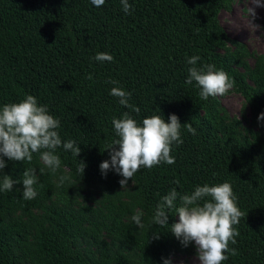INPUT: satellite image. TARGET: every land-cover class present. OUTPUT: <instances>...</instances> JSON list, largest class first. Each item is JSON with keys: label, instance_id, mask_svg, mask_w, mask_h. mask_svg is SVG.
<instances>
[{"label": "trees", "instance_id": "1", "mask_svg": "<svg viewBox=\"0 0 264 264\" xmlns=\"http://www.w3.org/2000/svg\"><path fill=\"white\" fill-rule=\"evenodd\" d=\"M232 1L129 0L134 8L129 15L120 0H105L101 7L91 0H0V107L28 94L36 96L59 118L62 141L75 140L81 148L77 158L58 148L61 166L56 172L43 164L39 153H33L31 162L5 157L4 173L22 181L23 171L35 168L38 181L32 200L23 199L22 182L0 192V264H163L175 251L190 252L193 244L183 247L168 231L170 226L152 223L161 197L172 188L190 193L196 185L224 181L232 184L245 215L236 226V244H229L237 254L227 253L223 264H264V122L257 119L264 112V61L241 72L233 64L247 68L245 62L234 53L217 52L227 37L218 14L230 9ZM236 44L239 56L247 53ZM98 52L111 54L113 61H96ZM193 55L201 58L197 66L214 64L228 73L261 135L234 140L233 125L213 115L216 98L202 100L195 81L186 84L187 58ZM110 80L131 92L129 103L139 107L138 114L110 95L117 86ZM159 108L166 122L175 113L182 124L190 122L196 134L182 128L183 143L174 145L171 153L175 163L141 168L132 178L143 228L123 221L125 211L108 224L51 201L53 176L63 166L76 180L102 177L99 165L110 159L105 148L118 138L113 117L129 112L142 122L154 113L162 115ZM79 161L86 165L81 178ZM106 176L112 186L122 178L114 171ZM120 204L133 211L128 202ZM178 218L170 214L169 225ZM103 229L112 235L109 241L100 237ZM153 232H160V238L149 239ZM82 241L95 247L82 249Z\"/></svg>", "mask_w": 264, "mask_h": 264}, {"label": "clouds", "instance_id": "2", "mask_svg": "<svg viewBox=\"0 0 264 264\" xmlns=\"http://www.w3.org/2000/svg\"><path fill=\"white\" fill-rule=\"evenodd\" d=\"M96 7L105 4V0H91ZM122 10L131 14L134 10L129 0H120ZM257 8H264V0H250L246 14L255 29L261 25L253 23L257 17ZM99 62H111L113 56L107 52H98L93 58ZM200 56L193 55L187 58L188 75L186 84H193L199 88L202 100L209 97L223 96L234 85L228 73L223 69H216L214 64L197 66ZM88 79H92L89 74ZM117 85L111 88L110 95L119 98L121 106L131 108L139 113V107L129 103L131 92L119 86V81L110 80ZM159 111L161 112L160 108ZM162 113V112H161ZM258 122H264V112L258 116ZM112 124L118 137L105 149L109 150V160L99 165L102 175L114 171L122 178L119 180L121 188L129 185L134 175L141 168L151 169L161 163L169 165L175 163L171 154L174 145L183 143L182 128L195 135L196 129L190 122L181 123L177 114L169 115L167 122L164 115L152 114L138 122L129 112H124L121 118L113 117ZM59 118L50 114L45 104H40L34 95H26L19 102L6 103L0 107V192H10L14 186L22 182V196L24 200H32L37 196L34 185L38 181L37 170L27 168L23 171L22 181L13 179L4 173L6 168L5 157L9 161L31 162L33 153H39L43 164L52 172L61 166L57 149L62 147L70 151L76 158L81 152L80 144L75 140L62 141L58 129ZM104 149V150H105ZM85 163L79 161L77 172L80 178L85 171ZM43 171V169H41ZM64 177H61L63 183ZM179 184V181H175ZM232 184L229 181L209 185H196L190 193H180L172 188L162 196L156 204L152 223L160 228L170 226V231L180 244L187 248L194 244L196 255L193 264H223L229 256L236 255L237 250L229 244H236L239 236L237 225L245 213L240 210ZM179 201V204L176 202ZM178 214V221L169 225V215ZM131 220L143 228L142 213L136 212ZM159 239L160 232H153L149 239ZM163 264H173L171 257L164 258ZM184 264V261H180Z\"/></svg>", "mask_w": 264, "mask_h": 264}, {"label": "rangeland", "instance_id": "3", "mask_svg": "<svg viewBox=\"0 0 264 264\" xmlns=\"http://www.w3.org/2000/svg\"><path fill=\"white\" fill-rule=\"evenodd\" d=\"M248 6H250V0H233L230 9H221L218 14L220 25L225 30L227 37L222 41L223 45L216 47V50L223 56L234 53L236 57L245 62L247 68L236 63L233 64L241 72L255 68L258 60L264 61V8L256 9L257 17L253 23L262 26L256 30L246 14ZM236 43H240L247 53L239 56V53L235 52ZM247 79L254 85L249 77ZM215 98L214 108L217 113L213 115L220 118L223 124L233 125L235 128L234 140L251 141L254 134L261 135L258 124L252 118L249 106L236 85H233L223 96ZM233 121L237 123L235 124ZM61 177H64L63 183H61ZM52 181L54 192L51 201L67 210L79 212L90 220L110 224L112 217L125 211L122 220L129 223L133 222L131 217L136 212L142 213V209L137 203V200L140 199L139 192L133 179L129 180V185L124 188H121L120 184L112 186L108 176L105 175L99 179L86 177V179L76 180L70 176L67 167L63 166L61 171L53 176ZM120 202H128V207H133V211L128 213L126 206L121 205ZM84 226L89 227L91 224L85 222ZM100 237L109 241L112 235H107L106 230L103 229L100 232ZM81 245L82 249L85 248L84 246L90 249L95 247L87 241H82ZM195 255L196 249L193 244L190 252L175 251L170 257L173 264H180V261L193 264ZM27 256L29 257V254ZM26 264H33V262L29 260Z\"/></svg>", "mask_w": 264, "mask_h": 264}]
</instances>
